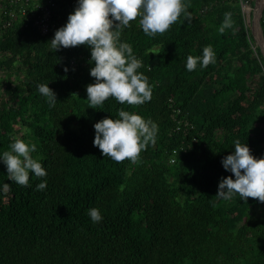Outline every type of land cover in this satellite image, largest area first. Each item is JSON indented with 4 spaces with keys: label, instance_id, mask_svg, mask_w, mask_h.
<instances>
[{
    "label": "trees",
    "instance_id": "1",
    "mask_svg": "<svg viewBox=\"0 0 264 264\" xmlns=\"http://www.w3.org/2000/svg\"><path fill=\"white\" fill-rule=\"evenodd\" d=\"M55 2L0 12V264H264L255 0Z\"/></svg>",
    "mask_w": 264,
    "mask_h": 264
},
{
    "label": "built area",
    "instance_id": "2",
    "mask_svg": "<svg viewBox=\"0 0 264 264\" xmlns=\"http://www.w3.org/2000/svg\"><path fill=\"white\" fill-rule=\"evenodd\" d=\"M55 1L56 0H8L0 9L3 17V26L12 27L15 24H22L25 28L36 30L42 36L48 35L59 24L55 13L57 10ZM241 5L243 14L246 18V9L249 7V4L241 2ZM249 17L248 14L246 18L248 23H250ZM184 125L187 126L189 124L185 122ZM181 126L182 123L178 122L176 129L181 130ZM180 150H182V148L172 151L170 163L176 162ZM256 173L255 164L248 162L242 167L240 173L234 180L238 185H247L256 176Z\"/></svg>",
    "mask_w": 264,
    "mask_h": 264
},
{
    "label": "water",
    "instance_id": "3",
    "mask_svg": "<svg viewBox=\"0 0 264 264\" xmlns=\"http://www.w3.org/2000/svg\"><path fill=\"white\" fill-rule=\"evenodd\" d=\"M260 1H261V5L258 7L257 10H255L252 20L251 17H249V22L251 25V32L254 37L255 43L261 49V52L264 56V35L260 24L262 14L264 11V0H260Z\"/></svg>",
    "mask_w": 264,
    "mask_h": 264
},
{
    "label": "rangeland",
    "instance_id": "4",
    "mask_svg": "<svg viewBox=\"0 0 264 264\" xmlns=\"http://www.w3.org/2000/svg\"><path fill=\"white\" fill-rule=\"evenodd\" d=\"M261 5V2H260V0L258 1H256L255 0V2L252 4V5H249V7H247V9L249 10H247L246 9V18H247V15L249 14V16L251 17V20H252V18H253V16H254V12H255V10H257L258 9V7ZM252 15V16H251ZM248 23V22H247ZM248 24H250V23H248ZM250 27H251V25H250ZM6 76L4 75V73H0V94L3 92V87H4V80H6ZM92 91H90V93H91ZM261 210H262V213L264 214V203H263V205H262V207H261Z\"/></svg>",
    "mask_w": 264,
    "mask_h": 264
},
{
    "label": "bare ground",
    "instance_id": "5",
    "mask_svg": "<svg viewBox=\"0 0 264 264\" xmlns=\"http://www.w3.org/2000/svg\"><path fill=\"white\" fill-rule=\"evenodd\" d=\"M261 2V1H260Z\"/></svg>",
    "mask_w": 264,
    "mask_h": 264
}]
</instances>
